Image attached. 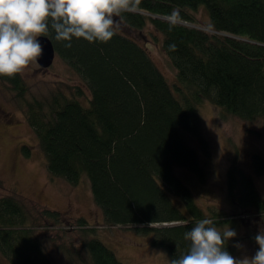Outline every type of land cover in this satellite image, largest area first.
I'll list each match as a JSON object with an SVG mask.
<instances>
[{"label":"trees","instance_id":"1","mask_svg":"<svg viewBox=\"0 0 264 264\" xmlns=\"http://www.w3.org/2000/svg\"><path fill=\"white\" fill-rule=\"evenodd\" d=\"M199 7L207 13V26L198 23ZM118 19L128 29L150 26L162 35L175 85H169L147 47L131 36L117 31L106 43L73 38L66 47L68 42L57 41L50 31L47 36L56 54L90 92L88 106L62 92L27 103L26 118L50 175L70 184L85 175L104 221L135 226L169 259L186 252L183 234L198 220L210 219L216 227H237L242 221L250 228L252 219L264 224V199L252 177L235 163L227 170L226 183L237 218L214 207L206 216L175 173L178 168L179 174L189 173L201 184L208 179L206 162L188 144L190 136L202 155L210 156L197 117L202 102L243 120L264 118V0H139L134 11L123 12ZM0 80L23 97L26 87L20 73ZM253 165L256 173H264L259 155L253 156ZM168 193L178 196L188 213ZM42 215L51 225L67 222L55 210ZM28 219L22 202L10 195L0 198V252L10 264H55L28 227ZM67 223L79 231L80 249L64 247L70 260H82L84 251L90 264H124L90 235L94 227L80 219ZM73 229L63 226L61 231ZM225 250L230 254L236 250L233 237Z\"/></svg>","mask_w":264,"mask_h":264},{"label":"rangeland","instance_id":"2","mask_svg":"<svg viewBox=\"0 0 264 264\" xmlns=\"http://www.w3.org/2000/svg\"><path fill=\"white\" fill-rule=\"evenodd\" d=\"M195 14L198 23L207 26L209 19L205 9L199 7ZM119 22L117 31L147 47L150 57L173 87L175 70L162 49V35L150 26L132 30ZM20 74L26 87L22 98L17 97L16 91L0 80V198L10 195L23 203L29 214L28 227L34 230L55 264L91 263L84 251H81L82 260L77 258L75 261L70 260L64 252V247L80 249L79 231L67 223L69 221L74 225L78 219L94 227L95 232H90V235L101 240L124 264H169L166 251L152 246L151 236L138 233L133 225L112 226L104 221L101 208L93 201L90 182L85 175L78 183L70 184L63 178L51 176L47 170L44 153L26 118L27 103L49 100L53 94L62 92L68 97L79 98L83 106H88L90 92L83 81L57 54L47 69L40 68L33 61ZM74 86L80 89V96ZM220 110L208 101L198 105L200 129L209 143L210 156L207 159L195 139L188 137V144L206 162L209 170L206 183H199L184 171L179 174L178 168L175 173L191 189L206 216L212 214L209 208L214 207L223 208L232 218H237L227 195V170L235 163L252 177L256 190L264 199V173H256L253 165L254 155L264 160V118L248 121ZM169 196L183 212L188 213L178 196L171 193ZM44 210L61 212L67 222L62 226L51 225L42 215ZM63 226L74 229L64 233L61 231ZM216 228L218 231L227 228L235 230L236 236L233 238L235 246H239L231 255L237 259L253 256L259 247L254 237L259 232L264 233V224L257 219L250 221V228L242 221L237 227L223 224ZM0 264H10L2 252Z\"/></svg>","mask_w":264,"mask_h":264},{"label":"clouds","instance_id":"3","mask_svg":"<svg viewBox=\"0 0 264 264\" xmlns=\"http://www.w3.org/2000/svg\"><path fill=\"white\" fill-rule=\"evenodd\" d=\"M139 0H0V76L14 78L44 55L38 37L54 31L57 41L73 38L108 42L120 28L118 17L135 10ZM235 230L218 231L210 219L198 220L183 234L187 250L169 264H264V233L251 257L237 259L225 250ZM237 247L239 245H236Z\"/></svg>","mask_w":264,"mask_h":264},{"label":"water","instance_id":"4","mask_svg":"<svg viewBox=\"0 0 264 264\" xmlns=\"http://www.w3.org/2000/svg\"><path fill=\"white\" fill-rule=\"evenodd\" d=\"M38 39L44 46V55L38 59V62L37 61L35 62L40 68L47 69L48 67L52 65L56 51H55L52 41L50 40L48 36L42 35L38 37ZM171 224H174V223H171Z\"/></svg>","mask_w":264,"mask_h":264}]
</instances>
